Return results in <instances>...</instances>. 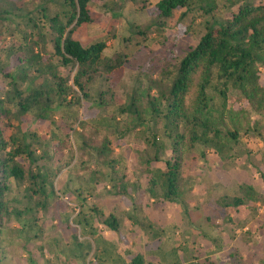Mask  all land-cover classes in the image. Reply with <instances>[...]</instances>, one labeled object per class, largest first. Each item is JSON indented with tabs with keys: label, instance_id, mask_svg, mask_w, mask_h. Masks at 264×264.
I'll return each instance as SVG.
<instances>
[{
	"label": "trees",
	"instance_id": "16d2710c",
	"mask_svg": "<svg viewBox=\"0 0 264 264\" xmlns=\"http://www.w3.org/2000/svg\"><path fill=\"white\" fill-rule=\"evenodd\" d=\"M96 2L0 0V37L9 38L0 45L6 84L0 119L10 129L5 137L0 127V264H152L156 257V264H167L164 246L175 254L188 243L173 247L179 227L157 226L143 209L149 201L181 202L188 156L234 161L243 137H261L264 2L106 0L100 10L118 19L120 29L104 37L88 9ZM152 4L149 21L137 23ZM177 13L200 26L199 36L176 63L160 68L150 35L161 36ZM81 27L91 38L84 45L76 39ZM135 37L143 45L126 60ZM126 65L134 73L123 100L105 102L108 78ZM85 106L103 107L104 114L83 118ZM31 121L43 122L46 132L29 130ZM128 137L142 144L140 174H131L114 151V141ZM76 164L80 177L70 176ZM99 188L118 200L135 192L139 199L132 198L129 211H105ZM256 195L247 187L248 200ZM245 205L232 198L226 207ZM127 222L129 232L158 245L144 251L126 244ZM209 242L212 253L223 251L218 235ZM189 264L213 263L192 258Z\"/></svg>",
	"mask_w": 264,
	"mask_h": 264
},
{
	"label": "rangeland",
	"instance_id": "374dc122",
	"mask_svg": "<svg viewBox=\"0 0 264 264\" xmlns=\"http://www.w3.org/2000/svg\"><path fill=\"white\" fill-rule=\"evenodd\" d=\"M104 1L106 0H97L95 5L88 8L93 23L103 32L101 35L103 37L107 33L118 35L120 21L100 10V5ZM260 2L263 3L264 0H256V3ZM153 7L152 4L141 11L136 18L137 23L146 24L155 13ZM224 13L228 15L227 11ZM190 23V18L180 19L177 13L173 21L167 22L161 36H157L155 32L151 33L150 37L155 39L151 49L155 51L158 67L161 68L167 63H176L189 47H194L200 26L190 25ZM188 26L191 29L185 34V27ZM4 34V29H0V36L3 37ZM1 37L0 45L8 42V36ZM76 39L84 45L91 38L87 35V29L81 27L76 34ZM111 42L109 40L107 45ZM142 45L143 39L135 37L124 51L126 60ZM261 71L262 82H264V68ZM133 73V68L126 65L108 78L105 102L113 97L123 100L125 88L129 85ZM5 87L6 84L0 75V96ZM103 114V107L92 109L85 106L82 109L83 118L100 117ZM253 117L258 119L256 116ZM31 122L33 124L28 127L29 130L33 129L41 134L46 132L43 122ZM4 123L5 120L0 119V127L3 128L4 136L7 137L10 129H6ZM262 128L261 137L256 135L243 137V146L238 147V158L234 161L221 159L214 154H209L207 161L196 154L188 156L182 170L185 194L181 202L167 204L149 201L147 208L143 209V215L153 219L157 226H165L169 230H171L169 225L179 227V230L173 234V247H183L185 243H188L186 252L179 251L175 254L170 246L165 245L167 264H189L192 258L200 260L208 258L213 264H264V120ZM113 144L115 153L122 156L129 164L131 174H140L143 169L138 164L136 152L142 148L141 142L128 137L122 142L114 141ZM78 159L79 156L75 157L74 162ZM81 175L82 172L77 169L76 164L70 170V176L80 177ZM247 187H251L257 194L254 201L246 198ZM99 195L97 200L104 205L105 211L119 208L129 211L133 199H139L138 193L135 192L132 194L133 199L118 200L109 197L101 188H99ZM232 198L245 199V210L227 208L226 204L229 205ZM144 202L147 205L146 200ZM124 224L127 227V233L124 231L126 244L130 245L133 242L137 248L144 251L154 249L158 245L146 234L138 231L129 232L128 222ZM215 235L222 240L223 251L220 253H212L210 250L209 236ZM15 261L16 258H12V263ZM157 261V257L151 259L152 264H156Z\"/></svg>",
	"mask_w": 264,
	"mask_h": 264
}]
</instances>
